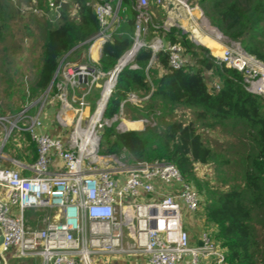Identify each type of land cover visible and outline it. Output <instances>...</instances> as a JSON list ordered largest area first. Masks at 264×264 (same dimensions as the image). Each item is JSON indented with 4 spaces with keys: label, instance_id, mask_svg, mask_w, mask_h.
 <instances>
[{
    "label": "built area",
    "instance_id": "built-area-1",
    "mask_svg": "<svg viewBox=\"0 0 264 264\" xmlns=\"http://www.w3.org/2000/svg\"><path fill=\"white\" fill-rule=\"evenodd\" d=\"M123 1L91 0L89 5L95 11L99 31L85 45L87 61L65 63L64 80L56 81L57 71L47 89L48 92L55 88V98L60 103L56 120L65 138L41 132L42 122L38 117H27L26 124H21L20 118L14 121L0 118V130L4 133L0 157L14 132L27 134L37 150L35 162H11L16 168L0 169L2 258L13 252L16 259L25 261L23 264H95L94 259L101 256H143L147 264H183L185 258H188L186 264H201L202 259L225 264L223 252L208 231L201 235L202 246L191 245L190 235L184 228V213L196 214L200 198L174 165L135 161L132 167L126 168L116 155L96 154L104 128L115 125L119 116L126 112V104L140 109L144 99L131 94L122 103L120 114L110 122L100 116L99 122L104 121V126L93 140L88 135L93 116L83 127L91 92L104 82L101 97L107 89L110 96L125 67L139 69L133 62L141 49H150L153 60L159 53L168 55L169 67L173 70L190 64L182 45L165 41L172 29L186 36L196 47L208 50L203 39L219 45L224 40L219 33L213 36L215 31L204 16L194 17L197 8L191 9L183 0H135L134 43L116 67L103 74L99 60L105 44L112 40L122 20L120 13L126 11ZM47 2L45 14L51 13L58 22L64 0ZM165 7H170L167 20L163 26L155 27L162 31V36L147 43L145 36L149 25H153L149 11ZM180 11H185V18L178 19ZM215 58L219 65L240 74L248 93L264 99V64L248 54L240 43L231 41ZM159 115L154 113L121 122L116 131L126 133L154 127ZM55 162L61 164V172L50 171ZM22 171L29 176H23ZM31 210L49 212L52 220L45 221L43 228L35 229L26 219L27 211Z\"/></svg>",
    "mask_w": 264,
    "mask_h": 264
},
{
    "label": "trees",
    "instance_id": "trees-1",
    "mask_svg": "<svg viewBox=\"0 0 264 264\" xmlns=\"http://www.w3.org/2000/svg\"><path fill=\"white\" fill-rule=\"evenodd\" d=\"M6 1L9 0H0V42L4 36ZM197 2L207 12L213 27L231 41L240 43L248 54L264 64V0ZM90 3L91 0L62 2L59 24L46 31L42 65L31 90L30 102L47 91L61 59L74 48L86 45L98 33L97 17ZM135 5V0L123 1L126 11L120 13L122 20L112 40L105 44L99 60L103 74L110 73L134 43ZM155 27L149 25L145 36L147 43L162 36V31ZM166 37L169 42L182 45L190 64L181 70H173L169 67L168 55L159 53L153 60L150 49H141L133 62L139 69L131 70L127 66L120 72L105 105L103 120L110 122L118 116L122 103L131 94H137L144 99L140 109L125 105L137 114L134 120L159 113L156 120L160 121L176 107H183L194 110L196 120L207 123L209 128L227 124L243 126L248 130L252 148L243 159L240 184L218 189L198 180L197 165L216 162L218 167H226L230 161L222 157L216 161L215 153L205 145L193 122L170 121L157 129L126 133H118L111 125L104 128L101 148H105L108 155L125 152L134 161H160L174 165L183 179L197 188L200 198L197 215L207 228H214L208 232L223 252L225 264H264V239L259 241L253 225L254 217L263 219L260 223L264 237V99L248 93L240 74L219 65L210 50L196 47L176 29ZM209 73L216 79L218 90L216 86H209L206 80ZM24 136L30 144L29 136ZM9 141L11 139L5 149L11 144ZM30 147L33 153L31 162H35L37 151L32 143Z\"/></svg>",
    "mask_w": 264,
    "mask_h": 264
},
{
    "label": "rangeland",
    "instance_id": "rangeland-1",
    "mask_svg": "<svg viewBox=\"0 0 264 264\" xmlns=\"http://www.w3.org/2000/svg\"><path fill=\"white\" fill-rule=\"evenodd\" d=\"M184 2H186L191 9L197 8L194 11V17L204 16L207 24L215 31L213 36L217 33L223 36L224 40L220 45L217 44L220 46L219 51L217 48L207 44V48L209 47L211 55L214 57L218 56L222 48L230 46L231 40L211 25L207 12L201 5L199 6L197 0H184ZM5 3H7V5L5 7L4 36L3 41L0 42V118L4 117L10 121L20 118L22 119L21 124H26L29 122L27 117H37L31 114V111L36 109L30 110L34 102L35 108L39 110L44 108L48 100L56 95L55 88H52L39 98L34 99L33 102L29 100L31 90L36 83L42 65L46 31L51 27H56L59 23L54 20L51 13H48V15L45 14L47 10V2L45 0H9ZM167 11H170V7L158 9L151 8L149 13L152 17L153 25L159 27L163 26L167 20ZM184 12L185 11L177 12L181 14L178 19L185 18ZM187 19L188 16L186 17V20ZM187 25L188 22L184 23L185 28H187ZM204 40L206 39H203V41ZM85 48V45L79 46L61 59L59 64L60 68L56 75L57 82L59 80H64L63 66L65 63H85L87 61L85 58ZM188 59L190 61L189 57ZM206 80L209 86H216V79L212 77L211 73L206 74ZM103 86L104 82H100L99 87H96L88 97L89 106L85 110V118H87V121L83 127H86L98 107L103 92ZM71 95L72 94L69 92V99ZM135 95L138 96L139 99L142 98L137 94ZM136 115L131 110H126L125 113L119 116L118 121L114 125L115 129L117 130L121 122L133 121ZM170 121H180L183 123L193 122L198 132L201 134L205 145L211 148L215 153L217 157L216 161H218L220 157L230 161V164L226 167H218L216 162H211L204 166L197 165L196 172L198 180L210 184L212 188L218 189L228 188L232 186L233 183L240 184L239 182L244 170L243 159L250 153L252 148V143L246 128L240 125L233 127L230 124L226 126L215 125V127L209 128L206 125L207 123L196 120L194 110L183 107H176L174 112L160 121L159 119L156 120V125L149 128L157 129ZM103 126L104 121L99 122L97 131L101 130ZM16 133L17 132H14L9 138V140L11 139V142L9 141L11 144L6 150L7 156H9L10 159L8 161L9 164L3 166L5 169L11 166V161L16 159V155L19 153L17 142L12 141L18 136ZM3 137L4 133L2 131L0 140H3ZM101 140L102 139L97 143L95 150L96 154L107 156L108 154H105V148H101ZM116 156L126 168L132 167L135 163L125 152ZM52 216L51 213L45 211L33 212L28 214L27 221L32 223L30 225L31 227L41 229L44 227L45 221L52 220ZM261 221H263L262 218L257 219L254 217L253 225L260 242L264 239ZM126 241L128 242L130 240ZM121 259L124 260V263L131 260L129 256L121 257ZM98 262L99 260L95 258L94 263L98 264ZM101 263L111 264V261L108 259H101Z\"/></svg>",
    "mask_w": 264,
    "mask_h": 264
},
{
    "label": "crops",
    "instance_id": "crops-1",
    "mask_svg": "<svg viewBox=\"0 0 264 264\" xmlns=\"http://www.w3.org/2000/svg\"><path fill=\"white\" fill-rule=\"evenodd\" d=\"M165 41L167 40V37H165ZM35 102L31 105V109H36L34 111H31V114L33 116H37L40 121L42 122V128L40 129L41 132L47 133L51 135L52 137H60V138H65V132L62 130V128L59 126L56 120V115L58 111L60 110V103L59 101L53 96L48 102L46 103V106L42 109L37 110L35 108ZM34 107V108H33ZM127 110H131L130 108H127ZM30 113V112H29ZM25 133H20L19 136L13 139V141L17 142V147L19 149V153L16 155V159H14L11 162H15L16 164H28L32 163L33 159V153H32V148L30 147V144L32 143L30 140V144L28 140L24 136ZM0 135H1V130H0ZM27 135V134H25ZM30 138V137H29ZM1 144H2V139L0 140V150H1ZM33 144V143H32ZM34 145V144H33ZM35 147V145H34ZM36 148V147H35ZM37 151V150H36ZM10 157L7 156V150L4 148L2 152V157H0V169L4 168V165L9 164ZM11 168H16L14 167L13 164L11 163ZM9 167V168H10ZM52 173L54 172H61L62 171V166L59 162H55L53 166H51ZM23 176H29L28 172L22 171ZM33 212H43L40 210H34V211H27V213H33ZM28 214H26V219L28 220ZM29 225L32 223L27 221ZM184 228L185 230L189 233L190 235V242L192 246L200 247L202 246L201 243V235L203 232H206L207 230L213 231L214 228H207L204 224V220L201 219L197 213L194 215L184 213ZM2 258L0 256V264H23L25 261L18 260L15 258L13 252L6 254ZM131 259L130 261H126V264H147L146 258L143 256H129ZM96 259L99 260L98 264H103L101 263V259H108L111 261V264H116L117 262H123L124 260L121 259V257H112V256H101L97 257ZM122 260V261H121ZM188 258H185L183 264H186ZM201 264H215V261L213 259H202Z\"/></svg>",
    "mask_w": 264,
    "mask_h": 264
},
{
    "label": "bare ground",
    "instance_id": "bare-ground-1",
    "mask_svg": "<svg viewBox=\"0 0 264 264\" xmlns=\"http://www.w3.org/2000/svg\"><path fill=\"white\" fill-rule=\"evenodd\" d=\"M184 1V0H183ZM204 43L206 44H210L211 46L217 48V50L219 51L220 50V46L213 43L212 41L206 39L203 41ZM109 96V90H105L104 91V94L103 96L101 97V100L99 101V104H98V108L97 110L95 111L94 115H93V118H92V121L90 123V130L88 132V135L90 136L91 135V140L94 139V137L97 135V128H98V122L100 121V116H101V112L104 108V105L106 103V100Z\"/></svg>",
    "mask_w": 264,
    "mask_h": 264
},
{
    "label": "water",
    "instance_id": "water-1",
    "mask_svg": "<svg viewBox=\"0 0 264 264\" xmlns=\"http://www.w3.org/2000/svg\"><path fill=\"white\" fill-rule=\"evenodd\" d=\"M108 99H109V97L107 98L106 103H107ZM106 103H105V105H106ZM105 105H104V108H103V110H102V112H101V117H102V115H103V111H104V109H105ZM101 138H102V136H101ZM3 241H4V240H3V236L0 235V247H1L2 244H3Z\"/></svg>",
    "mask_w": 264,
    "mask_h": 264
},
{
    "label": "clouds",
    "instance_id": "clouds-1",
    "mask_svg": "<svg viewBox=\"0 0 264 264\" xmlns=\"http://www.w3.org/2000/svg\"><path fill=\"white\" fill-rule=\"evenodd\" d=\"M76 48H77V47H76ZM76 48H74L73 50H75ZM73 50H72V51H73Z\"/></svg>",
    "mask_w": 264,
    "mask_h": 264
}]
</instances>
